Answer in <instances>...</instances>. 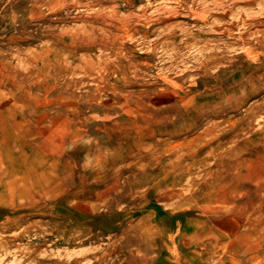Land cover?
<instances>
[{
  "label": "rangeland",
  "instance_id": "rangeland-1",
  "mask_svg": "<svg viewBox=\"0 0 264 264\" xmlns=\"http://www.w3.org/2000/svg\"><path fill=\"white\" fill-rule=\"evenodd\" d=\"M0 264H264V0H0Z\"/></svg>",
  "mask_w": 264,
  "mask_h": 264
},
{
  "label": "bare ground",
  "instance_id": "bare-ground-1",
  "mask_svg": "<svg viewBox=\"0 0 264 264\" xmlns=\"http://www.w3.org/2000/svg\"><path fill=\"white\" fill-rule=\"evenodd\" d=\"M263 28V27H262Z\"/></svg>",
  "mask_w": 264,
  "mask_h": 264
}]
</instances>
